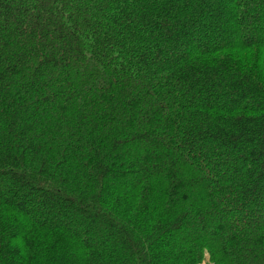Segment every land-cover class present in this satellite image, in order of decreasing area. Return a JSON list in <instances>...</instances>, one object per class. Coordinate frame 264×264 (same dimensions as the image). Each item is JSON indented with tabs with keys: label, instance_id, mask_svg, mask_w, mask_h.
<instances>
[{
	"label": "trees",
	"instance_id": "obj_1",
	"mask_svg": "<svg viewBox=\"0 0 264 264\" xmlns=\"http://www.w3.org/2000/svg\"><path fill=\"white\" fill-rule=\"evenodd\" d=\"M264 264V0H0V264Z\"/></svg>",
	"mask_w": 264,
	"mask_h": 264
},
{
	"label": "rangeland",
	"instance_id": "obj_2",
	"mask_svg": "<svg viewBox=\"0 0 264 264\" xmlns=\"http://www.w3.org/2000/svg\"><path fill=\"white\" fill-rule=\"evenodd\" d=\"M202 264H210L207 254H205L204 261L202 262Z\"/></svg>",
	"mask_w": 264,
	"mask_h": 264
}]
</instances>
